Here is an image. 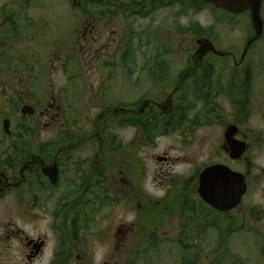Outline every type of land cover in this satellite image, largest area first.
Returning a JSON list of instances; mask_svg holds the SVG:
<instances>
[{
    "label": "flooded vegetation",
    "instance_id": "af4514ba",
    "mask_svg": "<svg viewBox=\"0 0 264 264\" xmlns=\"http://www.w3.org/2000/svg\"><path fill=\"white\" fill-rule=\"evenodd\" d=\"M32 1L0 5V264H130L133 226H103L100 210L85 216L83 207L87 196L99 201L95 190L101 181L109 202L118 195L117 181L129 187L116 177L111 126L116 120L125 126L139 122L144 137L148 131L141 126L149 115L188 120L197 102L208 118L217 99L229 101L237 115L219 146L227 162L202 163L189 179L177 181L172 190L181 203L177 216L196 214L192 240L201 238L196 231L211 227V216L216 226L225 224L224 231L234 228L236 215L241 218L236 228L250 219L253 228L246 229L264 244V206L248 201L264 168L255 172L245 154L231 159L224 140L234 126V139L245 143V153L250 146L239 114L250 109L241 91L260 68L249 63L261 38L254 39L253 28L240 51H223L211 34L194 33L196 11L216 9L201 0H61L53 7L39 3V17ZM221 11L226 26L250 15ZM181 42L190 53L182 68L174 69ZM156 159L169 162L166 155ZM217 165L245 178L246 192L229 211L216 210L199 194L200 174ZM159 230L142 229L155 236Z\"/></svg>",
    "mask_w": 264,
    "mask_h": 264
},
{
    "label": "rangeland",
    "instance_id": "374dc122",
    "mask_svg": "<svg viewBox=\"0 0 264 264\" xmlns=\"http://www.w3.org/2000/svg\"><path fill=\"white\" fill-rule=\"evenodd\" d=\"M7 1L11 0H0V5ZM32 2L36 7L35 14L39 17V3L53 7L60 5L61 0ZM196 12L194 33L203 36L211 34L220 50L228 51L234 47L233 51H240L242 38L253 31L250 15L244 14L235 21L228 20V23L233 25L226 26V17L221 10L201 7ZM261 19L264 22V5L261 7ZM177 49L180 63L176 61L170 66L181 69L190 51H185L184 42H181ZM252 54L249 63L252 62L260 68L252 75L251 84L241 91V96L250 105V109L242 111L239 116L242 131L250 144L244 155L245 160L256 166L255 172H260V168H264V26L263 34ZM36 57L38 59L40 55L37 54ZM228 65H232V62ZM121 81L122 79L117 78L115 86H119ZM132 92L134 97H139L138 90ZM192 107L188 113L189 119L185 116V119L178 122L172 116L168 120H161L159 116L154 118L157 113L149 115L141 126L148 131L144 137L139 133L138 126L136 127L139 122H134L133 126H125L123 121L118 120L113 123L111 136L114 142L110 139V150L115 155L116 177L117 180L126 179L129 187H124L123 183L117 181L115 187L118 195L109 202L107 183L101 181L95 190V193H100L99 201L93 200L96 199L95 196H87L83 201L84 211H88L85 216L90 215L89 211L96 209L100 210L99 216L104 220L103 226L123 223L133 226L130 264H263L264 244L257 237V233H252L253 222L247 217V221L239 225L245 226V229L236 228L241 220L236 215L234 228L224 231L225 224L222 226L217 221L216 226V220L211 216V227L206 232L196 231L201 238L192 240L195 233L191 230V222L192 217L196 219V214L193 215L190 211L183 217L177 216L181 203L178 201V205L176 202L178 193L172 195L177 181L183 183L189 179L202 163L227 162L219 146L227 123L237 119L235 108L227 100L217 99L211 102L208 107L211 114L208 118L204 117L201 104L195 102ZM186 139L188 142H185ZM165 155L169 162L158 163L156 158ZM118 171L122 174H118ZM125 190L131 191L124 194ZM249 195L248 201L259 202L261 207L264 206V177L258 187L251 189ZM127 201H131L130 207L126 204ZM260 225H264V220ZM144 226L148 227L151 233L160 227L161 230L156 236L146 234L142 231ZM224 242L227 243L223 246L226 250L222 253L220 247Z\"/></svg>",
    "mask_w": 264,
    "mask_h": 264
},
{
    "label": "water",
    "instance_id": "95a60500",
    "mask_svg": "<svg viewBox=\"0 0 264 264\" xmlns=\"http://www.w3.org/2000/svg\"><path fill=\"white\" fill-rule=\"evenodd\" d=\"M213 4L219 10L240 15L247 11L250 13L254 39L263 33V21L260 15L261 0H201ZM199 43H207L199 40ZM213 48V47H212ZM236 128L229 126L224 133V140L229 146L230 158L238 160L245 154L246 145L234 139ZM160 160V159H159ZM52 174L51 178H55ZM199 194L201 198L219 211H229L240 203L241 197L246 192L245 178L243 175L231 171L229 168L217 165L206 168L200 174Z\"/></svg>",
    "mask_w": 264,
    "mask_h": 264
}]
</instances>
